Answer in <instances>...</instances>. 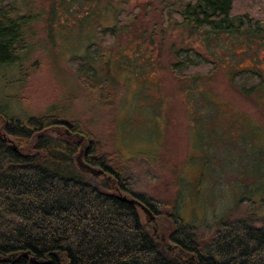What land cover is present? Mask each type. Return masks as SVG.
I'll return each mask as SVG.
<instances>
[{"label":"rangeland","instance_id":"rangeland-1","mask_svg":"<svg viewBox=\"0 0 264 264\" xmlns=\"http://www.w3.org/2000/svg\"><path fill=\"white\" fill-rule=\"evenodd\" d=\"M59 2L18 3L22 12L42 15L28 35L33 49L24 62L27 78L22 81L16 68L0 71V105L81 122L126 170L132 192L163 206L155 213L142 211L152 232L165 233L163 239L171 231L167 213L175 207L202 242L226 221L248 216L259 226L264 88L243 95L229 73L235 65L264 76V42L192 36L174 23L164 24L163 0H66L55 9ZM119 9L133 17L114 47L113 100L98 104L70 61L100 42L95 29L99 23L116 24ZM179 48L219 59V70L198 82L177 78L170 68ZM89 179L97 183L93 175Z\"/></svg>","mask_w":264,"mask_h":264},{"label":"trees","instance_id":"trees-1","mask_svg":"<svg viewBox=\"0 0 264 264\" xmlns=\"http://www.w3.org/2000/svg\"><path fill=\"white\" fill-rule=\"evenodd\" d=\"M28 1L0 0V71L16 68L22 81L33 49L28 35L42 15L22 12L18 3ZM242 1L163 0L164 24L208 39L264 42V7H257L264 0ZM132 17L119 9L116 24L99 23L100 42L70 61L98 104L113 100L114 47ZM174 58L170 69L179 79L198 82L220 68L219 59L194 48H179ZM230 69L231 84L243 95L264 88L257 69ZM125 172L81 122L0 105V264H264V216L259 226L248 216L226 221L202 242L175 207L167 213L171 231L160 239L132 200L154 213L163 206L134 194Z\"/></svg>","mask_w":264,"mask_h":264},{"label":"water","instance_id":"water-1","mask_svg":"<svg viewBox=\"0 0 264 264\" xmlns=\"http://www.w3.org/2000/svg\"><path fill=\"white\" fill-rule=\"evenodd\" d=\"M124 199H126V197H125ZM132 202H136V203H138V205L142 208V210H143L144 212H149V210L146 209L144 205L140 204V203L137 202L136 200H132Z\"/></svg>","mask_w":264,"mask_h":264}]
</instances>
